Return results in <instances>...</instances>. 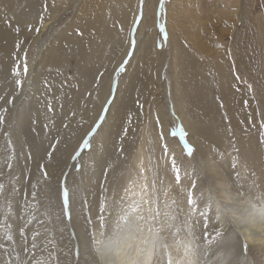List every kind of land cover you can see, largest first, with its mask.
Returning <instances> with one entry per match:
<instances>
[{"label": "rangeland", "instance_id": "obj_1", "mask_svg": "<svg viewBox=\"0 0 264 264\" xmlns=\"http://www.w3.org/2000/svg\"><path fill=\"white\" fill-rule=\"evenodd\" d=\"M94 1L100 5L99 0H21L20 4L19 0H0V115L5 118L0 125V183L8 197H0V264H10L20 251L17 228L27 217L25 200L30 201V192L41 186L35 180L41 166L45 171L52 160L50 190L46 198L32 201L37 203V219L28 227L47 226L52 241L48 246H54L59 264H82L78 247L73 246L77 230L62 217L65 187L68 205L82 202L90 236L99 231V244L107 243V252L98 251L100 246L93 248L101 264H121L122 252L140 250L143 237L150 235L149 227H160L163 215L153 221L143 197L133 204L127 201L132 198L126 187L130 179L134 186L144 180L152 189V210L171 211L176 216L170 227L181 222L184 208L179 201L187 202V193H193L196 211L190 213L185 203L188 227L182 238L187 239L191 222L216 221L218 204L223 213L220 223L229 229L230 239L240 245L239 239L244 243L246 239V249L253 244L255 255L264 254L258 246L264 243V224L258 230H247L239 219L249 206L257 208L264 202V0H163V5L161 0H144L142 17L140 0H128V13L116 21L110 19L115 32L103 43L97 41V34L82 29L87 9L95 8ZM100 1L117 6L120 0ZM172 12L177 16L171 17ZM147 36L149 43H145ZM128 37L124 71L114 76L104 99L110 70ZM136 37L147 49L133 60ZM167 39L172 43L168 47ZM110 42L115 44L111 48ZM4 44L16 46V62L9 64L7 73ZM13 64L15 68L20 65L19 77L13 74ZM8 77L12 79L9 95L8 90L4 93ZM17 79L22 80L21 87ZM96 116L93 127L99 128L90 146L81 151L83 140L77 149L80 155L76 157V152L69 162L76 141ZM178 117L195 124L192 136ZM194 139L200 152L191 142ZM185 144L193 148L191 156ZM142 147L147 150L146 169L137 164ZM8 157L11 170L5 163ZM173 159L180 169V183L172 169ZM210 197L212 209L201 217ZM137 206L139 211L132 212ZM68 209L64 212L67 221ZM5 227L11 229L12 241L6 240ZM169 231L178 232L176 228ZM194 234L188 236L190 240ZM39 256L46 259L47 253Z\"/></svg>", "mask_w": 264, "mask_h": 264}, {"label": "bare ground", "instance_id": "obj_2", "mask_svg": "<svg viewBox=\"0 0 264 264\" xmlns=\"http://www.w3.org/2000/svg\"><path fill=\"white\" fill-rule=\"evenodd\" d=\"M52 1V0H51ZM21 0H19V3L20 4ZM98 2V1H97ZM100 5H98L95 1L93 3L94 5V9H87L86 11V19H84L83 21L85 22V25H83L82 29H85L86 31H89V32H93L95 34H97V41H101V43L103 42H107V40H111V35L114 34V30L111 29L110 27V19H118V16H122L124 14H127V8L128 6L130 5V3H128V0H120L119 3L117 4V6L115 5H111V6H105L103 5L102 1H100ZM92 5V6H93ZM31 6V5H30ZM45 6V5H44ZM97 7H99L98 9H96ZM42 8V7H41ZM39 10V9H38ZM94 10V11H93ZM31 11V10H29ZM28 11V13H29ZM33 11V10H32ZM35 11V10H34ZM42 12V11H41ZM49 12V11H48ZM47 12V13H48ZM51 12V11H50ZM32 14V13H31ZM175 14V15H174ZM42 15V14H41ZM44 15V13H43ZM47 15V14H46ZM44 15V16H46ZM177 16V12H172L171 13V17L172 16ZM56 16V15H55ZM35 18V17H34ZM48 19L49 16L47 17ZM36 19V18H35ZM33 20V19H32ZM49 21V20H47ZM46 21V22H47ZM114 21V23H115ZM37 22V21H36ZM44 24V22H42ZM40 22V24H42ZM37 24V23H36ZM113 24V23H112ZM38 25V24H37ZM36 25V26H37ZM47 25H48V22H47ZM46 25L42 26V27H45ZM113 26V25H112ZM167 26L169 27V24L167 22ZM40 27V26H39ZM109 27V28H108ZM38 29V28H37ZM40 29V28H39ZM43 29V28H42ZM169 29V32H170V28ZM84 30V31H85ZM35 31V29L33 30ZM26 32V31H25ZM39 32V31H38ZM41 32V31H40ZM29 33L31 34V32L29 31ZM35 33V32H34ZM42 33V32H41ZM88 33V32H86ZM36 34V33H35ZM25 35V34H24ZM2 36V35H1ZM28 36V35H27ZM26 36V37H27ZM129 36V35H128ZM105 37V38H104ZM35 38V36H34ZM15 41V40H14ZM13 41V43H14ZM103 41V42H102ZM136 41H137V45H136V49L134 50V53L132 55V59H136V57L138 56V52L143 56V53L146 51L147 47H143L144 46L143 44L140 45V42L138 40V38L136 37ZM95 42V40H94ZM98 42V43H99ZM97 43V44H98ZM111 43V44H110ZM108 43L107 45L111 48L113 47L115 44H113V42H110ZM145 43H149L148 42V36L146 38V42ZM167 47L172 44L170 43V40L167 39V42H165ZM19 44V43H18ZM96 44V43H95ZM100 44V43H99ZM106 44V43H105ZM110 44V45H109ZM2 44L0 43V48H1ZM155 46V44H154ZM172 46V45H171ZM129 48H130V39L128 37V40L125 44V47L121 53L120 56H118V59L116 60V64L111 68L110 70V76H109V79L107 81V85H106V88H105V92L104 93V99H105V96L107 97V90L109 89L110 85L113 83L114 81V69L117 68L118 66H120L122 64V62L126 59V57L128 56V52H129ZM22 49V48H21ZM113 50V49H111ZM16 46L15 44H12L10 47L5 45L4 44V71L7 73L10 69L9 67V64L12 63V62H16L15 59H14V56L16 55ZM1 54V53H0ZM20 54V53H19ZM21 55V54H20ZM20 57V56H19ZM2 59V56L0 55V60ZM22 59V58H21ZM15 66V64H13L11 67ZM2 68V67H1ZM15 67H13V70L14 71ZM3 71V70H1ZM9 79L6 78V82L4 83V93L6 92V90H8L9 92L7 93V95H9L10 91H11V84L9 81L12 80L11 77H8ZM8 80V81H7ZM10 84V85H9ZM9 85V86H8ZM7 86V87H5ZM109 95V94H108ZM103 101V100H102ZM105 101L102 102V104L100 103V108H99V113H100V110L101 108L103 107ZM217 113V112H216ZM219 113V112H218ZM109 115V114H108ZM108 117L107 116V120H108ZM98 116L95 117V119H93L91 121V123L86 127V129L83 131L82 135L78 138V140L76 141L73 149H72V152H71V155H69V158L68 160H70L69 162H71V158L72 156L77 152V149L78 147L81 145L82 141L85 140L89 134V132L94 128L93 125L94 123L96 122ZM178 120H181V122L183 123V125L187 128V130L189 132H191V136L194 134V131H195V124L193 123V125H190V123H188V121L186 119H181L178 117ZM199 128V126H198ZM196 135H194L195 137ZM31 140V139H30ZM200 140V139H199ZM192 144L194 146H196L197 150L200 152V148L198 146V143H196V140L194 139ZM167 147L169 148V151H172V144L170 142V140H168L167 138ZM199 148V149H198ZM144 151H147L144 149V147H142L141 149H139V159L136 161L137 164H139V166L144 169L145 167V162H146V152ZM174 151V149H173ZM53 161V160H52ZM47 162L46 163V167L45 168L47 174H48V178L47 180H44L43 179V174H42V171L41 172H38L37 175H35V180L36 182L39 181L40 183V188L38 190H32L31 192L33 191H37L38 192V196L42 195L41 197H38V198H46L49 190H50V181H49V176L52 174V171H53V168H54V165H55V162ZM139 167V168H140ZM147 167H145L146 169ZM140 170V169H139ZM146 173V171H145ZM112 174V171L110 172V175ZM114 174V173H113ZM63 174H61V177H62ZM113 177V175H112ZM145 177V174L144 176ZM86 180H89L90 177L86 176ZM148 178V177H147ZM113 179V178H112ZM147 181V180H146ZM149 181V180H148ZM34 181V183H36ZM138 183V182H137ZM151 183V182H149ZM146 184L147 183H144V180H142V183H140L139 185L137 184V186L134 184H131V179L129 180L128 182V185L126 187H128V192H130V196H132V198L130 200H127L129 201L131 204L135 203L136 201H138V198H141L143 197V201H144V205L146 208H148L147 211H149V214H151V211L150 209L151 206H152V200H151V195L152 193L150 191H152V189L150 190V188L146 187ZM164 185V184H163ZM233 185V184H232ZM165 186V185H164ZM163 186V187H164ZM166 188V187H165ZM163 188V189H165ZM127 189V188H126ZM149 189V190H148ZM226 189V188H225ZM244 190V189H243ZM164 191V190H163ZM30 192V193H31ZM106 192H109V191H106ZM126 192V191H125ZM127 192V193H128ZM151 193V194H150ZM104 194V192H103ZM104 195H107L106 193ZM30 196V195H29ZM28 197V196H27ZM105 197V196H104ZM107 197V196H106ZM30 198V197H29ZM28 198V199H29ZM72 198V197H70ZM103 198V196H102ZM172 199V198H171ZM228 199V198H227ZM170 200V199H169ZM48 203H52V200L51 199H48L47 201ZM103 202V201H102ZM101 202V203H102ZM142 202V201H141ZM43 203V202H42ZM155 203H157L155 201ZM177 203V202H176ZM179 203H181L182 205L180 206L182 210V214L181 216L179 217L180 221L178 223L177 226L175 227H170V228H166L164 229V231L161 233V235L163 236L164 240L166 243L168 244H173V247L168 249L167 252H165V254L161 257H159V261H160V264H167V260H168V257L169 255H171V257L174 259V260H179L181 258V256L183 255V250L182 248L177 251L175 245L176 244H179L181 241H187V240H190V238L187 236V239H184L182 237H184V233H186L185 229H187L188 227V223L186 224L185 221L186 219L188 220V215L185 214V207H186V204L187 203L186 201L181 200V202L179 201ZM178 203V204H179ZM82 202L81 203H74L71 202V204L68 205L69 207V213L70 214V220H66L65 216H64V211H63V205H60L61 206V209L63 211V219L64 221H66L65 223H67V225H70V228H75L77 230V234H76V239H75V245L73 244L74 247H78V250H79V259L82 261L80 263L82 264H101V261L99 260V258L97 257V255L93 252V248L94 246H100L99 247V250L98 251H101V250H104L105 252H107L108 250V247L107 246V243L105 244L104 247H102L99 243H100V232L98 231L95 235V237L93 236H90L89 234V227H88V222H87V218L85 216L86 212L85 210L82 208L81 206ZM95 204V203H94ZM99 205V203H97ZM106 204V202H105ZM127 203H124V206H126ZM231 204V203H230ZM52 205V204H51ZM157 205V204H156ZM229 205V203L227 204V206ZM85 206V205H84ZM95 206V205H94ZM123 206V207H124ZM234 206V205H232ZM238 207V205H235ZM259 207L255 208V207H250L247 209V211H243V215L239 216V219H240V223L247 228V230H253V229H256L258 230L259 228L262 227V225L264 224V216L262 215H259L257 216L258 213H260V209L264 208V202H261L258 204ZM52 207V206H51ZM93 207V206H92ZM96 207V206H95ZM98 207V206H97ZM154 207V206H152ZM85 208V207H84ZM88 208V207H87ZM105 208V207H104ZM238 209V208H237ZM100 210V209H99ZM155 210V209H154ZM203 210V209H202ZM232 210V209H231ZM235 211V210H234ZM233 211V213H234ZM54 212V211H52ZM94 212V211H93ZM237 212V211H236ZM245 212V213H244ZM238 213V212H237ZM67 214V213H66ZM242 214V213H241ZM95 215V214H94ZM93 215V216H94ZM250 215V216H248ZM246 216V217H245ZM252 216H254V219L252 218ZM249 217V219H248ZM261 217V218H260ZM89 218V216H88ZM92 218V217H91ZM247 218V219H246ZM251 218H252V221H251ZM213 219V218H211ZM214 219L216 221H210V222H207L206 219L204 220L203 218L201 219V221H195V224H196V227H195V232L197 233L194 234L195 236H193L194 238H191V241H193V244H194V249H195V253L192 257V259L194 261H199V264H214L215 260H216V256L218 254L217 252V249H216V246L215 244L212 242L211 239H214L215 238V232L216 231H222L223 234L230 239V235L227 234L228 233V228L227 226H225L224 224H221L219 220H217L215 217ZM196 220V219H195ZM244 220V221H243ZM215 222V223H214ZM192 223V222H191ZM91 225V224H90ZM93 225V224H92ZM202 225H207V227H202ZM110 226V225H109ZM261 226V227H260ZM111 227V226H110ZM109 227V229H110ZM171 228H176L177 229V233L175 234V232L173 233V231H169ZM185 228V229H184ZM169 229V230H167ZM71 231V230H70ZM232 231V230H231ZM110 233V231H109ZM232 233V232H231ZM234 235H236V232H233ZM247 235V234H246ZM112 236V233L110 234V237ZM115 236V235H114ZM150 235H147V236H144L143 237V241L142 244H141V248H145L147 247L148 245L144 243L145 240L149 239ZM74 238V237H73ZM111 240L113 239V237L110 238ZM245 239V238H244ZM249 239V238H248ZM110 240V241H111ZM231 240V239H230ZM250 240V239H249ZM175 241V244L173 243ZM232 241V240H231ZM241 245L245 244L246 242H248L246 239H245V243L242 241V239H239ZM77 242V243H76ZM104 245V243L102 244ZM113 246V245H112ZM231 245H229L230 247ZM247 249H242V248H239L237 249V254L240 256V259L242 261H245L247 262V264H262L261 261H264V254H257L255 255L254 254V250H256V248L254 247L253 244L251 245H247ZM258 246H261L264 250V243H260V245ZM73 247L72 251L75 253V248ZM97 248V247H96ZM135 252L133 253H128V252H122L121 253V256L122 258L120 259V261L122 260L123 262L121 264H131V262L133 260H136L139 258V256L141 255L140 253V250H137L135 249L134 250ZM258 252V251H257ZM101 256H103V253H101ZM70 261V260H69ZM76 261V260H75ZM113 260H108V262H112ZM119 262V261H118ZM107 263V262H106ZM120 263V262H119ZM75 264V263H74Z\"/></svg>", "mask_w": 264, "mask_h": 264}, {"label": "snow or ice", "instance_id": "obj_3", "mask_svg": "<svg viewBox=\"0 0 264 264\" xmlns=\"http://www.w3.org/2000/svg\"><path fill=\"white\" fill-rule=\"evenodd\" d=\"M144 3V0H140V11L139 14L143 15L142 5ZM161 5H163V0H161ZM42 19V18H41ZM160 30L163 33L165 31V28L163 25L160 26ZM19 31V29H17ZM38 32L39 29H36ZM134 43V41H133ZM19 47V45H18ZM127 63V60L123 61L120 66L115 68L114 74L118 77L120 73L124 71V65ZM20 68V65H16V68L14 69V75L20 76L21 72L18 70ZM28 74V66H27V53L24 54V61H23V75L26 77ZM103 75V74H101ZM16 84L18 87L22 86V80L17 79ZM46 87L49 85L46 83ZM97 87H99V84L97 82ZM11 103V101H9ZM48 110H52L51 104L47 105ZM5 122V118L3 115H0V125H2ZM261 127H264V124L261 125ZM99 128V125H96L88 134V139H85L83 141V144L81 146V151L84 148H87L90 146L91 138L95 135L96 129ZM6 135V134H5ZM57 143H59L57 141ZM7 146L11 147V141L9 140L7 142ZM185 148L187 151V155L191 156L193 153V148L187 144H185ZM49 157H51V153L48 154ZM80 155V152L78 151L76 153V157ZM75 159V157H73ZM11 157L6 158L5 163L9 170L13 168V164L10 162ZM236 167V164H233V168ZM43 179L47 180L48 174L46 171H43V166H41ZM172 169L176 173L175 179L177 183H180V169L176 165L175 159L172 160ZM39 183V181L37 182ZM195 188V184L192 186ZM32 188L36 189L37 184H32ZM13 192L17 191L15 188L12 189ZM0 197H3L4 199H8L6 195L5 186L3 183H0ZM38 200V192L33 191L30 193V201L25 200V211L27 213V217L24 219V223L20 225L17 228L18 232V240H17V246L19 247L20 251L16 253L15 260L10 262V264H59L58 258L55 256V248L49 247L48 245L52 244V241L48 238V228L46 225L41 223V228L43 231H41V228H35L30 229L28 226L33 223L34 220L37 219L36 213L38 212L37 203H34L32 201ZM68 202H69V193L68 189L65 187L63 190V210L65 214L67 213L68 208ZM187 204L190 206V213H194L196 211V201L193 199V193L189 191L187 193ZM213 206V200L210 197L209 202L207 206L205 207V210L200 213V216H207L209 210L212 209ZM104 211L103 205L101 206V212ZM139 206L132 208V212H138ZM152 220L156 221L157 218L161 217L163 215V219L159 221L160 227L159 228H153L149 227L148 231L150 233V238L145 240L144 243L148 246L145 248L140 249L141 255L138 259L133 260L131 264H160L159 257L163 256L165 252L168 251V249L173 247V244H168L165 242L163 236L161 233L164 231V228L166 226L170 227L171 222L176 219V216L171 212L167 211L163 214L159 211V209L152 210ZM215 218L222 222L223 213L220 208V206L217 204L215 208ZM260 214L264 216V208L260 209ZM125 219H127V214H125ZM103 219V217H101ZM140 219H145V217L141 216ZM185 223L187 224L188 221L186 220ZM195 221H193L189 226V231L187 233L188 236H192L195 231ZM202 227H207V225H202ZM5 238L8 241L13 240V235L10 234L11 229L9 227H5ZM62 231V229H61ZM175 244V241L173 242ZM213 243L216 246L217 249V256L214 264H247L246 260L242 261L240 259V256L237 254V249L242 248L246 249V243L243 245H240L237 241H231L229 238H227L222 231H216L215 232V239ZM229 245H231L229 247ZM177 251H179L181 248L183 250V255L179 260H174L171 255H169L167 264H199V261H194L192 259L195 249L193 241L187 240V241H181L179 244L175 245ZM13 252H16L15 248H13ZM47 253L46 259H41L39 254Z\"/></svg>", "mask_w": 264, "mask_h": 264}, {"label": "water", "instance_id": "obj_4", "mask_svg": "<svg viewBox=\"0 0 264 264\" xmlns=\"http://www.w3.org/2000/svg\"><path fill=\"white\" fill-rule=\"evenodd\" d=\"M261 218V217H260Z\"/></svg>", "mask_w": 264, "mask_h": 264}]
</instances>
